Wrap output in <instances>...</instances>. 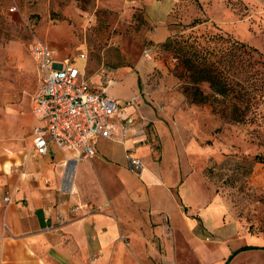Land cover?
<instances>
[{
	"label": "rangeland",
	"instance_id": "obj_1",
	"mask_svg": "<svg viewBox=\"0 0 264 264\" xmlns=\"http://www.w3.org/2000/svg\"><path fill=\"white\" fill-rule=\"evenodd\" d=\"M170 15L169 37L183 45L189 36L215 51L233 41L246 45L231 69L249 92L243 102L215 94L207 82H193L176 48L155 57L161 66L139 78L136 95L184 137L192 167L225 202L222 226L230 233L220 242L261 247L238 253L228 264H264V162L254 161L264 156V0H174ZM145 25L144 5L137 0H0V158L13 161L30 149L31 100L38 85L30 42L46 40L60 56L73 57L84 48L91 75L102 64L134 68L149 42ZM216 34L228 42L209 41ZM110 87H120L118 79ZM201 238L219 242L208 233ZM173 244L186 264H200L186 240Z\"/></svg>",
	"mask_w": 264,
	"mask_h": 264
},
{
	"label": "crops",
	"instance_id": "obj_2",
	"mask_svg": "<svg viewBox=\"0 0 264 264\" xmlns=\"http://www.w3.org/2000/svg\"><path fill=\"white\" fill-rule=\"evenodd\" d=\"M139 2L149 42L134 68L102 64L90 75L84 48L73 57L60 56L44 40L55 51L56 67L66 58L75 59L96 86L104 83L102 73L118 79L120 87L110 85L107 92L120 104L111 137L99 138L95 156L72 169L75 194L58 190L65 170L63 152L53 145L47 155L33 152L32 129L43 124L34 116L30 149L13 161L0 158V264H186L183 251L175 252L173 241L179 239L193 246L200 264H228L238 253L252 250H241L228 260L246 245L236 246L235 239L220 242L230 233L222 226L225 202L207 189L201 171L192 167L184 137L169 129L151 106L140 100L126 104L141 91L139 78L161 66L155 53L144 56V49L172 33L174 0ZM79 53L86 59L76 58ZM129 150L144 164L139 177L129 169ZM4 192L11 196L10 203L2 199ZM77 205L82 208L72 212ZM203 233L219 242H204Z\"/></svg>",
	"mask_w": 264,
	"mask_h": 264
},
{
	"label": "built area",
	"instance_id": "obj_3",
	"mask_svg": "<svg viewBox=\"0 0 264 264\" xmlns=\"http://www.w3.org/2000/svg\"><path fill=\"white\" fill-rule=\"evenodd\" d=\"M28 52L36 63L38 75L31 112L43 121L32 129V150L35 154L47 155L53 145L63 152L65 170L58 190L72 195L76 193L71 180L72 169L78 163L92 159L96 154V141L110 138L115 128L112 118L120 103L107 92V87L116 80L102 73L104 83L94 85L89 81L85 67L78 65L75 59L66 58L56 67L55 51L44 40L30 42ZM151 53L154 54L153 47L144 49V56L149 57ZM76 58L86 59V55L79 53ZM139 100L140 96L135 95L126 104ZM132 151H127L125 157L130 171L139 177L144 164ZM3 199L7 203L12 201L10 195ZM82 206L87 207L86 204ZM82 206L77 205L71 211L76 213Z\"/></svg>",
	"mask_w": 264,
	"mask_h": 264
},
{
	"label": "trees",
	"instance_id": "obj_4",
	"mask_svg": "<svg viewBox=\"0 0 264 264\" xmlns=\"http://www.w3.org/2000/svg\"><path fill=\"white\" fill-rule=\"evenodd\" d=\"M185 40L184 45L181 41L170 37L162 43H153L154 53L157 56L161 53L162 49L176 48L175 50L180 52L178 54L180 55L181 62L184 64L186 71L193 77V82H207L215 94L223 97L232 95L239 102H243L248 98V90L232 76L233 74H231V69L236 66L235 63L238 64L240 55L245 51L241 50L246 47L245 44L233 41L228 45H223L228 42L223 35H211L209 41H214L223 45L217 46V50L215 51V47L209 48L208 46L200 45L195 38L191 39L190 36ZM180 44H182V46ZM185 45H187V48ZM250 51L257 52V48L249 47L248 52ZM194 90L195 94H202L199 88H195ZM200 98L202 99L203 96L201 95ZM237 120L240 121L241 117H237ZM254 161L264 162V156L255 155ZM259 248L261 247L256 245L242 246L233 251L228 260L241 250Z\"/></svg>",
	"mask_w": 264,
	"mask_h": 264
}]
</instances>
